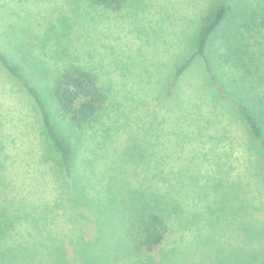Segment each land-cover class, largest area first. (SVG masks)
<instances>
[{
	"label": "rangeland",
	"instance_id": "rangeland-1",
	"mask_svg": "<svg viewBox=\"0 0 264 264\" xmlns=\"http://www.w3.org/2000/svg\"><path fill=\"white\" fill-rule=\"evenodd\" d=\"M0 54L72 163L0 61V264H264V153L234 102L264 138V0H0ZM75 68L107 97L80 129L50 93ZM151 214L165 238L136 250Z\"/></svg>",
	"mask_w": 264,
	"mask_h": 264
},
{
	"label": "trees",
	"instance_id": "trees-1",
	"mask_svg": "<svg viewBox=\"0 0 264 264\" xmlns=\"http://www.w3.org/2000/svg\"><path fill=\"white\" fill-rule=\"evenodd\" d=\"M130 0H89L94 5L101 6L113 11L123 8ZM226 10L224 8L215 12L212 19L200 33L198 47L195 55L204 57L207 42L212 33L222 23ZM194 57L187 60L175 73L177 79L190 65ZM0 61L12 76L19 80L26 88L32 99L37 105L43 126L52 141V144L59 154L62 166L66 174L72 171L71 153L68 145L53 126L46 106L39 93L24 81L16 68L0 54ZM52 98L57 103L63 116L68 118L76 128H82L88 121L94 118L103 110L106 103V95L101 89L97 77L86 70L75 68L67 70L54 82L50 90ZM237 110L243 120L249 126L253 136L260 143L264 153V138L256 119L249 112L242 101L234 99ZM167 226L164 221L156 214L149 215L143 220L139 238L135 239V249L140 251L152 252L165 238Z\"/></svg>",
	"mask_w": 264,
	"mask_h": 264
}]
</instances>
